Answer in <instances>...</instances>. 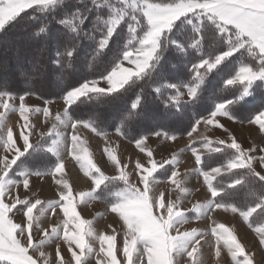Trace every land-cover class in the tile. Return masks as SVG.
<instances>
[{
  "label": "snow or ice",
  "instance_id": "obj_1",
  "mask_svg": "<svg viewBox=\"0 0 264 264\" xmlns=\"http://www.w3.org/2000/svg\"><path fill=\"white\" fill-rule=\"evenodd\" d=\"M0 50L15 63L9 75L12 62L0 61V264H86L94 251L86 238L99 242L96 264H203L205 233L180 231L187 217L178 200L170 189L157 194L153 187L158 169L180 161L174 154L157 163L149 139L183 135L181 151L191 152L192 172L207 190L206 202L193 206L194 219H211L216 210L238 214L264 248V222L255 219L264 218V147H242L221 123L254 125L264 134V0H0ZM30 97L43 107L29 105ZM61 102L52 117L50 105ZM9 112L19 121L6 127ZM39 113L54 121L47 132L30 120ZM201 125L228 138L201 135ZM59 126H70V145ZM81 127L105 139V128L114 129L148 166L137 159L130 172L105 148L114 165V174H105L81 149ZM69 156L90 180L88 190L73 194ZM46 176L58 198L45 205L27 194L32 177ZM177 177L174 168L167 180L187 193ZM241 192L243 203L236 199ZM98 199L118 218L119 232L108 224L110 233L97 234L77 212L78 204ZM38 205L63 213L62 221L41 228ZM210 232L217 259L223 248L232 264H255L225 224L213 220ZM54 241L50 261L42 249Z\"/></svg>",
  "mask_w": 264,
  "mask_h": 264
},
{
  "label": "rangeland",
  "instance_id": "obj_2",
  "mask_svg": "<svg viewBox=\"0 0 264 264\" xmlns=\"http://www.w3.org/2000/svg\"><path fill=\"white\" fill-rule=\"evenodd\" d=\"M6 55L2 50H0L1 58L4 57V60L12 61V69L9 73V75H12L15 73V63L13 60V56L11 52H8ZM26 102L34 107H43L42 101L36 97L26 98ZM15 103L18 105L19 101L17 100L15 101ZM50 110L52 113V117H54L57 112H62V102L59 104H51ZM30 120L35 124L39 131L43 132H47L54 123L51 118H49V120L45 122L42 113L32 114L30 116ZM18 121V113L9 112L4 119V124L6 127L14 126ZM221 123L225 124V127H227L233 134V136H235L237 142L240 143L242 147L247 148L252 147L253 145H255L257 148L262 147L261 142H264V134H260L258 132L257 126L248 125L246 123H233L227 121L225 118L221 119ZM102 127L104 126L102 125ZM58 130L65 135L70 145V126L68 128L59 126ZM105 130L109 133L106 139L102 136H97L89 129H84L81 127L79 130L80 139L84 141V143L81 145V149L87 148L89 157L94 163L97 164V166L101 167L105 174H114V165L111 163V161L108 160L107 154L104 151L105 148L111 149L122 163L128 164V170L130 172L134 168L137 159H139L141 163L145 164V166H148L145 154L140 153L139 149L135 147L134 143L122 137H118L114 133V129L112 128H105ZM199 133L213 140L217 138H228L227 133H225L222 129L213 128L211 126L206 128L201 125L199 128ZM31 139L35 141L37 137L33 136ZM187 143L188 140L186 138V135L178 136L177 140L175 141H169L164 140L163 138L155 137H151L148 141L149 147L153 150V159L157 163L163 164L165 160L172 159L174 154L180 161L178 165H164V168L160 169V171L154 174L153 182V187L157 194L160 191L170 189L171 198L173 200H178V210L185 213L187 222L179 224L177 225V227L180 231L190 230L191 228H198L200 231L205 233V238L208 242L204 245L203 248V264H232L231 257L227 254L226 249L222 248L221 256L219 257V259H217V257H215L214 255V251L212 250L211 246L214 245L215 241L210 232V227L213 220L217 223L225 224L226 227L234 231L237 237L245 245L246 250L254 254L255 264H264V248L259 245L258 237L252 231V229L248 227L247 222L243 221V219L240 218L238 214L224 212L223 210H216L210 214L211 219H209L207 216L202 217L199 220L194 219L195 210L193 206L197 203L206 202L207 190L206 186L203 185V178L200 177L198 173L192 172V169H194L196 165L195 159L191 155V152L181 151V149L185 148ZM63 155L67 156V153H64ZM174 168L178 171L177 179L181 180L182 186L188 189L187 193H179L177 190H175V186L171 185L170 181L167 180V176H170L171 170H173ZM165 170H167V172H165ZM65 171L67 173L66 178L69 180V184L71 186L73 194L79 191L88 190L91 183L90 180L84 176V173L79 168V164L70 156L67 157ZM32 180V191L31 193L27 194L29 199L33 201L39 199L45 202L46 205L47 201L58 198V186L55 185L54 180H52L50 176H46L40 179L32 177ZM159 181L163 182L161 183ZM25 194L26 193L24 192L23 188H21V197L23 198ZM77 212L81 215L82 219L90 220L92 222V227L96 230L97 234H99L100 232L110 233L111 229L107 228L108 224H113V226L116 227L117 231H120L119 225L115 223V220H117L118 218L115 217V214L107 211V207L102 199L90 200L87 202V204H78ZM34 215L38 217L41 228H47L51 223L60 222L63 219V213L53 215V213L49 209H47L46 206L44 208V211L41 212L39 205L36 209H34ZM20 218L21 217L17 215L15 217L16 222H19ZM255 219H261L264 222V218L255 217ZM258 222L261 221L259 220ZM238 226L242 227L243 230L245 229V231L250 235L248 239L247 237H245L244 233L240 231ZM86 239H88V242L94 249V251L87 256L86 264H96L97 253L99 252L100 247L99 242L91 238ZM118 239L122 246V233L120 234ZM56 243L57 242L54 241L43 246L42 251L46 254L47 258L50 261H52L55 256ZM61 252L65 255V258H67V256L69 255L66 252V246L62 245ZM181 264H183V260H181Z\"/></svg>",
  "mask_w": 264,
  "mask_h": 264
},
{
  "label": "trees",
  "instance_id": "obj_3",
  "mask_svg": "<svg viewBox=\"0 0 264 264\" xmlns=\"http://www.w3.org/2000/svg\"><path fill=\"white\" fill-rule=\"evenodd\" d=\"M6 57H7V55H6ZM0 61H4V57L1 58V56H0ZM8 61H10V60H8ZM10 62H12V61H10ZM220 95H225V96L228 95L227 90L221 92ZM158 171H160V169ZM236 199L238 202H241V203L245 202V194L243 192L239 193L237 195ZM259 220L261 222H263V220H261V219H259ZM259 220H257V221H259Z\"/></svg>",
  "mask_w": 264,
  "mask_h": 264
},
{
  "label": "bare ground",
  "instance_id": "obj_4",
  "mask_svg": "<svg viewBox=\"0 0 264 264\" xmlns=\"http://www.w3.org/2000/svg\"><path fill=\"white\" fill-rule=\"evenodd\" d=\"M238 228L240 229V231H241L242 233H244L245 237H247V239H248L250 235L245 231V229L243 230L242 227H240V226H238ZM238 231H239V230H238ZM240 231H239V232H240Z\"/></svg>",
  "mask_w": 264,
  "mask_h": 264
},
{
  "label": "crops",
  "instance_id": "obj_5",
  "mask_svg": "<svg viewBox=\"0 0 264 264\" xmlns=\"http://www.w3.org/2000/svg\"><path fill=\"white\" fill-rule=\"evenodd\" d=\"M253 128V127H252ZM261 138V136H260ZM261 146L263 147L264 146V142H261ZM256 155H259V152L256 153Z\"/></svg>",
  "mask_w": 264,
  "mask_h": 264
}]
</instances>
